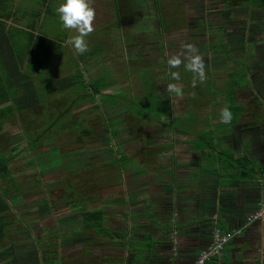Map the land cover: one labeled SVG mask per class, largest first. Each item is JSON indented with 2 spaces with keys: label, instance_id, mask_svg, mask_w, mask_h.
<instances>
[{
  "label": "crops",
  "instance_id": "crops-1",
  "mask_svg": "<svg viewBox=\"0 0 264 264\" xmlns=\"http://www.w3.org/2000/svg\"><path fill=\"white\" fill-rule=\"evenodd\" d=\"M63 2L0 0V59L6 69L26 72L32 34L58 41L62 45L61 53L65 50L64 42L44 32L65 30L56 12ZM93 7L95 31L89 36L106 46L100 32H105L109 23L120 25V32L125 30L120 40L124 42L117 51L128 52L130 60L126 61L140 60L141 43L134 38H139L144 29L137 26V34L126 35L136 21V3L93 0ZM251 9L264 15V9ZM144 10L148 15L150 7L145 5ZM164 11V2L155 0L151 17L156 25H151L152 22L148 25L169 49L164 51V47L154 54L163 55L162 60L178 54L183 57L187 53H180L174 47L182 42L178 37L181 27L173 21L172 24ZM223 13L225 18L230 16V10ZM188 17L189 21L191 16ZM206 19L210 23L205 24V33L208 29L212 36L216 31L218 43L208 36L207 41L202 39L196 44L205 61L206 79L201 82L197 78L196 86L191 87L194 100L181 112L171 113L170 119L156 120L171 128L167 143L158 133L148 134L147 148L141 153V167L127 175L124 185L112 181L107 184L106 198L78 203L75 223L67 224L72 222L68 213L61 215L60 220L46 219L52 225L61 222L58 234L46 228L43 245L32 238L33 244L12 248L0 259V264H193L199 252L211 242L214 228L227 230L242 226L246 215L264 201V38L257 36L264 35V23L251 24L255 36L249 39L247 26L226 31L224 36L214 29L215 22L210 17ZM237 33L239 39L241 34L247 35V39L238 40ZM94 45L86 52L99 56L94 60L98 62L109 56L105 54L107 51L95 52ZM47 69L53 71L50 65L44 68L45 72L30 76L39 93ZM189 73L194 77V73ZM103 82L109 86L111 81ZM15 90L20 92L19 87ZM225 105L231 106L236 117L234 123L221 122L220 111ZM174 116H179V123L187 127L185 130L171 127L169 122L176 121ZM201 137L206 140L201 142ZM159 144L171 150L165 158L157 150ZM130 164L138 165L134 160ZM207 264H264V222L244 228L228 242L220 256Z\"/></svg>",
  "mask_w": 264,
  "mask_h": 264
},
{
  "label": "rangeland",
  "instance_id": "rangeland-1",
  "mask_svg": "<svg viewBox=\"0 0 264 264\" xmlns=\"http://www.w3.org/2000/svg\"><path fill=\"white\" fill-rule=\"evenodd\" d=\"M159 1L164 2V13L171 23L175 22L181 27L180 31L176 29V32L179 31L181 36L178 37L182 38V42L174 45L180 53H186L184 45L193 44L197 47L198 39L207 41L208 36L211 41L218 43L216 31L212 36L208 29L205 33L204 26L210 23L208 19L205 20L207 17L215 22L214 29L221 31L224 36L226 31H237L238 27L247 26L249 39L255 36V29L251 24L264 23L263 13L259 14L257 10L256 13L251 8L237 3L229 6L227 3L230 0ZM133 2L137 6V14L134 15L135 27L133 26L131 32L128 30L126 35L137 34V26L144 29L139 38H134L141 43L138 47L142 54L140 60L126 61L130 60L128 52L117 51L124 42V39L120 40L125 30L121 33L120 25L109 23L107 30L100 32L106 46L96 43L99 39L86 37L88 48L95 44L92 48L95 52L107 51L105 54H109L106 59L98 62L94 59L98 60L99 56L88 55L89 52L79 55L74 51L68 40L76 34L75 32L63 29L44 31L61 43L64 42L65 50L53 59L52 64L49 63L48 68L51 65L54 72L46 70L42 93H39L40 103L30 110L7 116L3 121L0 145L2 151L12 157L9 167L15 179V186H10L7 180L3 182L11 189L12 207L6 213L11 224L0 240V248L33 244L34 239L38 241V245H43V232L52 229L53 233H57L61 226L60 221H53L52 225L45 222L46 219L51 217L60 220L61 215L68 213L72 222L63 223H75L78 203L90 199L98 202L106 198L109 193L106 190L108 183L116 181L124 185L131 171H139L143 161L141 153L147 148L145 140H148V134L158 133L167 143L171 128L151 119L154 112L148 110L153 101L149 94L159 101L171 103L170 112L174 115L186 108L189 101L188 91L193 86V75L182 64L178 69H169L166 60L168 58L162 60L163 55L154 54L164 47V51L169 49L168 44L164 46L156 37L157 31L148 25L151 22V25H156L155 18L151 17L155 0ZM145 5L150 7V10H147L148 15L144 10ZM227 10H230L228 19L223 15ZM255 16L258 17L254 19ZM163 21L166 20H161ZM257 36L264 38L261 34ZM240 39L245 41L247 35L241 34ZM240 39L238 37V40ZM92 49V53H95ZM116 54L117 57L114 56ZM220 63L218 62V66ZM111 71L115 73L112 76ZM141 71L145 73L143 77L148 79L151 92L147 83H141ZM170 71H179L180 80H172L168 75ZM79 73L83 74L86 87H79L77 84L66 87L61 85L60 80L64 77L69 78ZM108 79L111 81L109 86L106 85L92 96L83 95L92 91L88 86L89 81L101 85L103 80L109 81ZM169 83L181 86L183 95L168 93L166 88ZM105 96L116 98V102L105 99ZM141 108L144 110H140ZM167 118L165 116L162 119ZM175 119L176 121L170 123L171 127L182 128L179 116ZM85 128L90 131L83 135L82 130ZM113 131L117 133L113 134ZM166 146L157 147L163 158L166 157V152L171 151L166 149ZM13 147H16L14 152L11 151ZM175 148L178 151V147ZM116 149L127 155L125 164L121 167L116 160L119 157ZM132 160L138 165L130 166ZM31 228L33 232H29Z\"/></svg>",
  "mask_w": 264,
  "mask_h": 264
},
{
  "label": "trees",
  "instance_id": "trees-1",
  "mask_svg": "<svg viewBox=\"0 0 264 264\" xmlns=\"http://www.w3.org/2000/svg\"><path fill=\"white\" fill-rule=\"evenodd\" d=\"M235 3L239 4L240 6H246L249 8H261L264 9V0H230L227 4L229 6H233ZM227 14V13H225ZM30 47L27 56V69L26 72H22L18 69H14L13 71L11 69H6L4 67L5 62H3L0 59V105L8 103V105L0 107V133L3 130V121L7 116L13 115L15 113H21L27 109H32L34 106L40 103V96L37 88L34 86L33 80L31 79V75L33 73L39 72L44 70V68L49 66V63L58 57L62 51V45L60 42L55 41L51 38L45 37L42 34L37 35H31L30 41H29ZM145 73L142 72V81L144 85L148 84V79L143 77ZM145 78V79H144ZM83 74L79 73L76 75H73L72 77H64L60 80L62 86H71L72 84L77 86H85L86 83H84ZM145 81H144V80ZM107 83H102L101 85L96 82H88V86L92 89L91 93H83V95L87 94L86 96H92L96 92H98L100 89L105 87ZM19 87L20 92L16 91L15 89ZM82 87V88H83ZM148 90L151 92V88L148 84ZM11 90V91H10ZM149 92V93H150ZM189 92V101L192 102L194 100L193 93L191 91ZM148 93V94H149ZM151 99L153 100L151 102L152 107H150L148 110L153 111L154 115L151 119H155L160 121L161 118H164L165 116L170 119L172 116L170 109H169V102L166 101H159L155 97L153 98V95L149 94ZM105 99H110L114 102H116V98H109L107 96L104 97ZM235 106V105H234ZM232 106V109L235 107ZM231 108V106H230ZM140 110H144L141 108ZM236 120L235 115L233 114V118L231 120L232 123H234ZM173 121V120H172ZM170 121L169 123H171ZM181 130H185L187 127L183 125V127H179ZM90 129L85 128L82 130V134H86L89 132ZM117 133L116 131H113V134ZM203 142V140H206L205 137L200 138ZM199 143V142H198ZM199 146L202 147V145L199 143ZM16 147L11 148V151H15ZM13 151V152H14ZM116 151L119 152V157L117 160L118 165L121 167L124 165V161L127 159V155L123 151H119L116 149ZM11 155L6 154L1 149L0 145V240L5 236L6 230L11 224V221L6 214L11 209L12 201L11 199V189L8 185L3 184L5 180H7L10 183V186H15V179L12 175V171L9 167V163L11 162ZM244 159L247 160L246 157ZM238 159V161L244 160ZM12 200V199H11ZM101 231L104 233V231L101 229ZM12 251V247H6L4 249L0 250V259L4 257L5 255L9 254Z\"/></svg>",
  "mask_w": 264,
  "mask_h": 264
},
{
  "label": "clouds",
  "instance_id": "clouds-1",
  "mask_svg": "<svg viewBox=\"0 0 264 264\" xmlns=\"http://www.w3.org/2000/svg\"><path fill=\"white\" fill-rule=\"evenodd\" d=\"M56 12L65 30L73 31L76 34L69 37L68 43L73 47L74 51L82 55L88 51V43L86 37L95 31L96 10L93 7V0H64ZM187 55H172L167 63L170 69H178L184 64L187 71L194 73L192 84L195 87L197 78L202 82L206 79L205 61L199 53V49L193 44L183 46ZM185 61H187L185 63ZM172 80L179 81V71H170L168 74ZM168 93L183 95L181 86L177 83H169L166 88ZM222 123H230L233 113L230 107L225 105L220 111Z\"/></svg>",
  "mask_w": 264,
  "mask_h": 264
},
{
  "label": "built area",
  "instance_id": "built-area-1",
  "mask_svg": "<svg viewBox=\"0 0 264 264\" xmlns=\"http://www.w3.org/2000/svg\"><path fill=\"white\" fill-rule=\"evenodd\" d=\"M255 222H264V201H261L253 212L246 215L242 226L227 230H221L219 227L214 228L211 242L199 252L193 264H207L211 259L220 256L229 241Z\"/></svg>",
  "mask_w": 264,
  "mask_h": 264
},
{
  "label": "flooded vegetation",
  "instance_id": "flooded-vegetation-1",
  "mask_svg": "<svg viewBox=\"0 0 264 264\" xmlns=\"http://www.w3.org/2000/svg\"><path fill=\"white\" fill-rule=\"evenodd\" d=\"M200 41V39H198ZM199 46V45H198Z\"/></svg>",
  "mask_w": 264,
  "mask_h": 264
}]
</instances>
